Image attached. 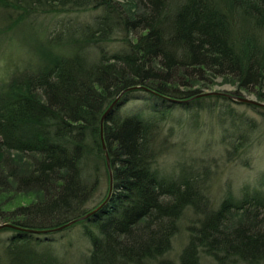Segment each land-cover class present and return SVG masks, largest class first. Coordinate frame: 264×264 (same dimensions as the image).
Wrapping results in <instances>:
<instances>
[{"label": "trees", "instance_id": "1", "mask_svg": "<svg viewBox=\"0 0 264 264\" xmlns=\"http://www.w3.org/2000/svg\"><path fill=\"white\" fill-rule=\"evenodd\" d=\"M95 7L91 20L50 35L33 28L42 14ZM0 8L3 31L41 35L35 59L0 78V222L10 224L0 264H64L44 232L105 197L89 203L108 181L100 126L112 187L77 220L90 241L82 264H200L201 253L211 264H264V190L243 187L211 208L195 177L154 167L173 133L160 137V120L174 103L201 98L195 83L228 77L264 101V0H0ZM114 29L126 44L105 52L99 42ZM89 44L96 57L82 51ZM128 87L151 101L150 114L119 109L128 89L100 124ZM186 206L200 216L173 262L165 253Z\"/></svg>", "mask_w": 264, "mask_h": 264}, {"label": "rangeland", "instance_id": "2", "mask_svg": "<svg viewBox=\"0 0 264 264\" xmlns=\"http://www.w3.org/2000/svg\"><path fill=\"white\" fill-rule=\"evenodd\" d=\"M99 11L95 7L42 14L35 18L33 28H44L50 35L73 22L89 21ZM5 15L6 11L0 8V78L5 77L14 67H23L28 61L35 59L34 50L31 49H38L34 45L41 36L40 33L33 32V28L22 29L15 26L14 30L12 28L11 31H3L7 25ZM125 37V32L114 29L110 31L109 38L99 44L104 47L105 52H111L112 49L126 44ZM62 49L70 51L66 47ZM96 49L97 46L89 44L82 51L87 58H93L97 55ZM207 80L194 84L198 91L195 94L215 92L202 94L199 100H192L185 107L176 102L172 110L164 113L159 124L160 137L166 133L168 127L172 128L173 133L165 150L157 157L154 167L166 175L184 172L187 176L195 177L208 205L215 208L224 198L237 199L243 187L264 190V109L227 95L226 93H230L257 99L254 93L238 87L228 77L214 76ZM213 93L226 95L215 97ZM119 101V109L122 111L150 114L148 104L151 101L138 88L128 90ZM236 144L238 148L234 150ZM99 184L92 194L90 205L99 201L106 193L107 179L103 178ZM199 216L192 206L184 207L177 231L172 236L170 249L165 253L171 261L176 262L178 252L187 240L189 229ZM84 223L86 221H74L64 227L44 232L45 236L51 238L50 245L62 263L82 264L81 256L90 245L88 235L83 232ZM2 229L1 227L0 236L8 233ZM211 261L208 255L200 254V264H211Z\"/></svg>", "mask_w": 264, "mask_h": 264}, {"label": "water", "instance_id": "3", "mask_svg": "<svg viewBox=\"0 0 264 264\" xmlns=\"http://www.w3.org/2000/svg\"><path fill=\"white\" fill-rule=\"evenodd\" d=\"M131 87H128V88H125L124 90H122L117 96L114 97V99L107 105V107L105 108V110L103 111V113L101 114L100 116V124L102 122V119L104 117V115L106 114V112L112 107V105L116 102V100L122 95V93L125 91V90H128L130 89ZM210 92H215V91H208V92H202V93H198V94H195V95H202V94H206V93H210ZM227 95H229L231 98L233 99H236V100H240V101H245V102H248V103H253V104H256V105H259L261 107L264 108V101L263 100H257V99H252L250 97H246V96H241V95H234V94H230V93H226ZM194 95V96H195ZM177 100H180V99H177ZM99 135H100V138H101V145H102V148L104 149V143H103V140H102V132H101V126H100V131H99ZM104 156H105V162H106V166H107V170H108V187H107V192H106V195L105 197L102 199V201L97 204L95 207H93L92 209L86 211L85 213L81 214V215H78L74 218H71L59 225H56V226H53V227H48L46 228L45 230H51V229H58V228H61V227H64L68 224H71L73 223L74 221H77L79 219H83L87 216H89L91 213H93L108 197L110 191H111V187H112V175H111V171H110V167H109V161H108V155L106 153V151H104ZM7 225H10L9 223L7 222H0V228L3 227V226H7Z\"/></svg>", "mask_w": 264, "mask_h": 264}, {"label": "bare ground", "instance_id": "4", "mask_svg": "<svg viewBox=\"0 0 264 264\" xmlns=\"http://www.w3.org/2000/svg\"><path fill=\"white\" fill-rule=\"evenodd\" d=\"M103 143H104V142H103ZM103 150L106 151L105 145H104V149H103ZM106 153H107V151H106ZM107 155H108V153H107ZM108 161H109V156H108ZM109 167H110V171H111L110 162H109Z\"/></svg>", "mask_w": 264, "mask_h": 264}]
</instances>
